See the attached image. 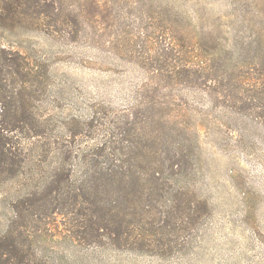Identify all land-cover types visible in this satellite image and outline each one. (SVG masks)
<instances>
[{
    "label": "rangeland",
    "instance_id": "1",
    "mask_svg": "<svg viewBox=\"0 0 264 264\" xmlns=\"http://www.w3.org/2000/svg\"><path fill=\"white\" fill-rule=\"evenodd\" d=\"M59 7V16L43 23L0 26L4 47L48 70L35 101L47 132L24 142L27 170L19 183L0 187V231L13 208L23 214L33 204L24 251L48 264H264V121L232 109L249 98L221 96L220 87L225 95L232 91L217 79L189 88L154 74L164 60L165 33L176 31L189 36L188 45L215 52L208 76L264 73V0H61ZM157 133L177 136L183 147L190 164L176 183L195 192L198 223L170 235L179 249L168 257L124 250L105 237L82 240L61 196L53 202L55 170L84 167L64 151L92 157L107 143L97 158L109 161L118 147L128 153L135 146L137 164L153 143L167 164L178 144L162 143ZM64 184L58 192L69 188Z\"/></svg>",
    "mask_w": 264,
    "mask_h": 264
},
{
    "label": "trees",
    "instance_id": "2",
    "mask_svg": "<svg viewBox=\"0 0 264 264\" xmlns=\"http://www.w3.org/2000/svg\"><path fill=\"white\" fill-rule=\"evenodd\" d=\"M60 3L61 0H0V26L23 25L27 22L30 27L32 23L37 24L52 15L59 16L62 10ZM165 36L168 39L161 51L164 52L165 61L162 60L154 70L155 75H161L160 81L200 88L219 80V84L232 91L225 95L220 87L221 96H232L235 100L242 97L240 95L249 98L241 107L230 105L232 109L240 112L250 110L257 119L264 121V73L257 76L250 73L244 78H241L243 75L238 77L233 71L226 77L213 76V73L208 76L210 73H206L211 72L210 63L212 59L214 61L215 52L209 53L205 48L188 45L190 38L183 31L165 33ZM47 71L46 68L31 64L20 52L0 43L1 188L8 182L19 183L27 170L28 157H25L24 142L39 141L47 132L35 104L46 88L44 78L48 76ZM239 79L246 82H240ZM216 92L220 94L218 88ZM155 138L167 144L179 142L177 136L162 139L157 133ZM106 145L98 147L92 157L88 153L74 151L71 147L65 150L66 160L79 156L82 158L80 165L84 167H81V172L75 163L70 169L58 167L55 178L51 180L53 192L61 196L62 205L68 206L71 215H75L76 227L79 228L76 233L86 242L92 244L105 237L113 246L124 250L168 257L179 249L177 244H171L170 235L185 234L198 223L197 218L200 216V203L196 204L193 199L195 192L191 187L186 191L176 183L190 164L184 162L181 153L183 147L179 144L172 146V155L167 159L169 163L165 164L159 162L158 147L149 143L145 149H141V162L135 164V146L127 148L128 153L124 152L126 146L118 147L116 159L113 155L112 160L100 161L97 156L103 155ZM48 155L45 148L37 158L42 161ZM65 182L69 188L58 192ZM57 196L54 203L60 202ZM32 207L33 204L23 214L17 208L12 209L8 229L0 231V264H48L24 251L25 243L31 242L29 235L26 236V228L30 225L26 218L32 212ZM20 218H23L22 226H18Z\"/></svg>",
    "mask_w": 264,
    "mask_h": 264
}]
</instances>
